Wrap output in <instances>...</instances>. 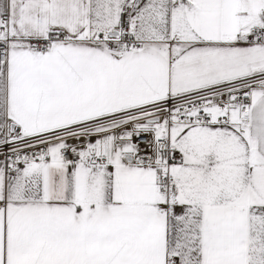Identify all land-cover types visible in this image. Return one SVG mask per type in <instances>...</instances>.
I'll list each match as a JSON object with an SVG mask.
<instances>
[{"label":"snow or ice","instance_id":"6c2138e0","mask_svg":"<svg viewBox=\"0 0 264 264\" xmlns=\"http://www.w3.org/2000/svg\"><path fill=\"white\" fill-rule=\"evenodd\" d=\"M0 264H264V0H0Z\"/></svg>","mask_w":264,"mask_h":264}]
</instances>
